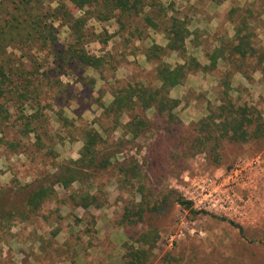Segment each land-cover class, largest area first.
Returning <instances> with one entry per match:
<instances>
[{
    "label": "rangeland",
    "instance_id": "obj_1",
    "mask_svg": "<svg viewBox=\"0 0 264 264\" xmlns=\"http://www.w3.org/2000/svg\"><path fill=\"white\" fill-rule=\"evenodd\" d=\"M162 1L168 15L178 13L188 20L193 33L187 40L188 53L203 65H210L209 56L220 43L227 51L231 48L237 29L250 35L252 56L238 67L219 59L216 68L190 75L192 81L186 80L174 91L171 97L182 101L175 114L185 129L165 134L152 110L139 114L153 121L152 126L132 138L124 128H114L113 116L105 114L104 107L112 103L113 93L123 84L155 83L156 64L149 63L144 53L154 44L167 45L163 31L168 19L158 20L160 7L145 11L157 18V31L148 27L144 16H126L105 24L90 21L97 33L104 28L112 36L106 46L99 42L87 45L92 54L107 58L109 64L101 72L85 70L83 77L75 67L58 68L57 62L53 63L59 61L57 57L43 61V53L22 56L16 52L25 77L33 73L43 81L33 82L30 99L39 103L36 106L45 118L42 144L34 135L24 139L19 122L11 124L4 139L0 135V188L12 190L6 198L22 202L32 186L51 185L60 165L80 158L87 129L103 134L98 162L107 158L109 165L84 172L82 180L67 190L56 187V196L29 221L16 219L9 230L0 231V264H121L124 245L143 233H151L157 240L151 264H264V140L226 142L221 164L206 153L194 157L185 154V140L194 133L192 126L220 105V81L228 71L232 73V98L256 109L264 120V87L258 83L264 80V73H260L264 71V0ZM68 41L67 30L62 28L60 43ZM164 62L172 66L184 63L178 53L170 52ZM60 115L69 124L59 122ZM16 118L13 111L14 121ZM128 121L129 115H124L120 122L125 125ZM7 140L18 146L6 145ZM133 161L138 162L136 176L122 170ZM237 165L252 172L251 216L234 222L242 232L231 224L233 221L210 213L195 215L176 202L178 197L184 199L186 178L199 173L220 176ZM86 193L97 201L83 209L78 205ZM144 201L148 211L137 224ZM127 214L130 217L125 219ZM148 246L144 243V248Z\"/></svg>",
    "mask_w": 264,
    "mask_h": 264
},
{
    "label": "trees",
    "instance_id": "obj_2",
    "mask_svg": "<svg viewBox=\"0 0 264 264\" xmlns=\"http://www.w3.org/2000/svg\"><path fill=\"white\" fill-rule=\"evenodd\" d=\"M162 2V0H0V135L3 139L7 129L16 122H19L24 139L34 135V138L41 143L43 137L41 130L44 113H41L40 108L36 106L39 103H34L30 99L33 82L43 83V81L34 77L33 73L30 77H25V71L20 68L23 63L22 61L20 63L15 53L19 52L22 56L29 53L38 55L43 53V61H50V58L54 60L57 57L59 61L54 60L53 63L57 62L58 68H63L65 65L72 69L75 67L76 70H80L83 77L85 70L101 72L109 64L107 58L105 55L92 54L87 49V45L91 42H99L106 46L112 36L104 28L100 34L97 33L95 27L90 26V21L105 24L114 19L121 21L120 18L126 16H144L148 27L154 31L158 29L157 18L162 21L166 17L168 23L163 33L166 35L167 45L163 47L154 44L144 53L149 63L156 64L155 83L151 81L123 84L113 93L112 103L104 107L105 114L113 116L114 128H124L132 138L140 137L145 129L152 126L153 121L147 116L139 117V114L152 110L154 116L161 120L160 129L165 134H174L175 131L185 129L175 114L182 101L171 97L172 90L180 87L190 75L210 72L216 68L219 59L223 58L228 65L233 64V67H238L241 61L252 56L254 49L250 35H242V29H237L236 36L231 40V48L227 51L220 44L209 56L210 65H203L188 53L187 40L193 35L189 30L188 20L178 13L168 15L169 10ZM157 6L160 7L159 17L154 20L145 11L154 10ZM230 12H234V9ZM243 24L245 26V23ZM245 27L248 28L247 25ZM62 28L67 30L69 39L68 43L63 45L60 43ZM169 52L178 53L184 63L172 66L164 62V57ZM235 58L236 60L233 61ZM231 78L232 73L228 71L223 75V81H220L222 95L220 105L210 111L207 118L192 126L193 136L185 140L188 145L185 150L187 156L194 157L198 153H206L214 163L221 164L222 149L226 142L246 143L252 139L264 140V120L256 109L232 98ZM34 90L38 91L37 88ZM29 110H32V113L29 114ZM13 111L17 114L15 121ZM132 112H134L133 116ZM124 115H129V121L122 125L120 121ZM59 122L67 125L70 121L60 115ZM103 142V134L94 129H87L84 133L80 158L70 160L66 165H60L59 172L54 175L51 185L32 186L22 202L9 198L12 193L10 188L1 187L0 231L9 230L16 219L22 223L29 221L46 201L56 196V187L67 190L74 183L82 180L84 172L94 170L98 166L107 168L109 165L107 158L101 163L98 162L100 154L98 147ZM5 144L11 147L18 146L9 143L8 140ZM137 168L138 162L133 161L129 167L122 170L127 175L132 173L136 176ZM7 195L9 197L6 198ZM80 198L81 202L78 206L83 209H88L97 201L87 193ZM176 202L193 214H199L190 202L181 197H178ZM144 204L146 201L139 210L140 217L135 221L137 224L143 221L148 211ZM129 217L127 214L124 218ZM231 224L243 231L241 226L235 225L234 222ZM151 239L154 243H151ZM156 242L155 237L151 238V233H143L138 240L131 239L124 245L125 254L121 264H151L152 250ZM144 243L149 246L144 248Z\"/></svg>",
    "mask_w": 264,
    "mask_h": 264
},
{
    "label": "built area",
    "instance_id": "obj_3",
    "mask_svg": "<svg viewBox=\"0 0 264 264\" xmlns=\"http://www.w3.org/2000/svg\"><path fill=\"white\" fill-rule=\"evenodd\" d=\"M251 173L243 165L220 176L199 173L185 179L182 195L198 212L241 223L251 216Z\"/></svg>",
    "mask_w": 264,
    "mask_h": 264
},
{
    "label": "crops",
    "instance_id": "obj_4",
    "mask_svg": "<svg viewBox=\"0 0 264 264\" xmlns=\"http://www.w3.org/2000/svg\"><path fill=\"white\" fill-rule=\"evenodd\" d=\"M221 45H222V43H220ZM199 49V48H198ZM263 66H264V64H263ZM260 73H264V71L263 72H260ZM264 77V76H263ZM261 78H262V75H261ZM192 79H193V76H191V77H189L188 79H187V83L191 80L192 81ZM234 82H235V79L233 80ZM253 82V81H252ZM186 83V84H187ZM260 85H263V87H264V80L262 81V82H258ZM241 84L244 86V87H247L248 88V85H246L245 83H244V81H241ZM255 84V83H254ZM252 85H253V83H252ZM250 86V85H249ZM233 87H234V85H233ZM180 87H176V88H174L173 90H172V92H171V95H173V93H174V91H176V90H178ZM250 88V87H249Z\"/></svg>",
    "mask_w": 264,
    "mask_h": 264
}]
</instances>
